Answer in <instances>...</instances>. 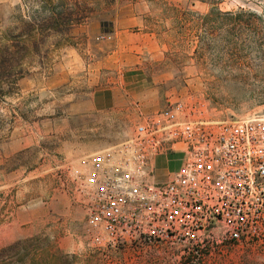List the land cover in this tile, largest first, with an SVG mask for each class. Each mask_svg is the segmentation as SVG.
<instances>
[{"label":"rangeland","instance_id":"1","mask_svg":"<svg viewBox=\"0 0 264 264\" xmlns=\"http://www.w3.org/2000/svg\"><path fill=\"white\" fill-rule=\"evenodd\" d=\"M119 55L162 81V109L264 116V0H21L0 26V264H163L151 247H112L86 226L83 161L130 139L139 117L73 106L114 87L91 78ZM160 157L157 180L184 162ZM227 264H264V251Z\"/></svg>","mask_w":264,"mask_h":264},{"label":"built area","instance_id":"2","mask_svg":"<svg viewBox=\"0 0 264 264\" xmlns=\"http://www.w3.org/2000/svg\"><path fill=\"white\" fill-rule=\"evenodd\" d=\"M133 107L134 135L83 161L88 231L112 247H151L163 264H227L264 251V116L209 121L183 102ZM164 155L184 162L158 181Z\"/></svg>","mask_w":264,"mask_h":264},{"label":"crops","instance_id":"3","mask_svg":"<svg viewBox=\"0 0 264 264\" xmlns=\"http://www.w3.org/2000/svg\"><path fill=\"white\" fill-rule=\"evenodd\" d=\"M20 1L0 0V26L9 21ZM121 56L119 55L118 59L113 63L112 69H110L112 72L106 75V73L101 74V71L97 70L91 78L93 84L102 85L112 82L114 87H109L106 88V91H102V97H100L99 101L96 95H93L91 98L78 101L73 106V109L76 108L81 115H90L97 109H103L102 112L111 111L112 114L110 116L113 122H120L123 118H126L128 107H133V103H139L147 112L162 110L165 106L163 102L165 91L163 89L164 86L161 85L162 81L157 77H151L150 73L142 68L125 69L128 64ZM105 96L106 99H104ZM160 158L157 157L155 160L157 171ZM155 178L157 179L156 174ZM167 178L168 176L164 180Z\"/></svg>","mask_w":264,"mask_h":264},{"label":"trees","instance_id":"4","mask_svg":"<svg viewBox=\"0 0 264 264\" xmlns=\"http://www.w3.org/2000/svg\"><path fill=\"white\" fill-rule=\"evenodd\" d=\"M200 1L205 3V2H208L209 0H200ZM5 49L8 50V49H10V48H5Z\"/></svg>","mask_w":264,"mask_h":264}]
</instances>
